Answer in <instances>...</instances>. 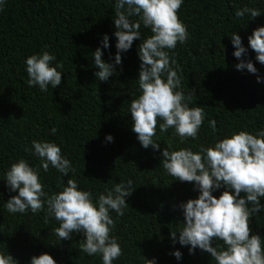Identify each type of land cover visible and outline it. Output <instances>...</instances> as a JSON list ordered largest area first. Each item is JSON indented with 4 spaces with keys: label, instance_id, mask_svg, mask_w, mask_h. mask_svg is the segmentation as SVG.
<instances>
[{
    "label": "trees",
    "instance_id": "trees-1",
    "mask_svg": "<svg viewBox=\"0 0 264 264\" xmlns=\"http://www.w3.org/2000/svg\"><path fill=\"white\" fill-rule=\"evenodd\" d=\"M256 8L261 15L252 19L246 13L237 18L235 11ZM115 0H6L0 11V252L9 253L18 264H30L31 257L47 253L56 264H102L100 255L88 256L79 251L82 234L73 233L71 240L60 241L53 229L59 223L52 217L45 223L47 208L33 214L9 213L3 206L13 195L6 185L5 174L19 159L30 166L40 164L39 157L26 152L32 141L57 144L62 155L71 161L74 172L67 176L51 165L48 172L39 169L40 181L49 195L62 190L69 178L79 189L90 191L93 200L106 194L116 183L133 181L135 190L126 198L128 208L117 217L111 235L118 238L123 255L113 264H144L143 257L156 259V264H216L207 252L197 248L189 255L188 246L173 245L171 232H178L184 221L180 203L198 198L194 182L181 183L161 167L162 151L191 148L199 151L231 133L246 131L255 135L264 129V65L255 59L248 37L264 26V0H183L179 19L187 26L189 37L170 52L175 68L182 69L181 90L185 95L194 90L189 107L203 106L205 118L197 139L180 142L174 129L156 136L160 150L144 149L131 130V99L139 95L138 45L133 41L121 53L122 64L106 82L95 76L93 52L99 47L102 60L115 64L113 20ZM136 21L138 17H131ZM141 38L152 35L141 24ZM257 69L238 71L233 33ZM110 47L102 48L103 36ZM48 51L63 62L62 83L47 92L29 87L25 60L33 54ZM216 121V132L209 125ZM55 127L53 135L51 129ZM111 135V142L106 137ZM225 189L212 194L219 198ZM244 194L241 193V196ZM264 205V198L260 200ZM251 207V205H249ZM251 234L264 239V211L250 221ZM178 240V234H177ZM223 244L214 240L213 246ZM179 250L177 260L170 253Z\"/></svg>",
    "mask_w": 264,
    "mask_h": 264
},
{
    "label": "clouds",
    "instance_id": "clouds-1",
    "mask_svg": "<svg viewBox=\"0 0 264 264\" xmlns=\"http://www.w3.org/2000/svg\"><path fill=\"white\" fill-rule=\"evenodd\" d=\"M5 2L0 0V11ZM182 4L183 0H115V64L102 60L103 51L99 47L92 53L94 67L98 69L95 76L106 82L116 72V65L122 64L121 53L130 50L133 41L141 40L138 45L141 63L136 80L139 95L131 99L129 112L131 130L144 149L160 150V144L153 139L158 118L163 121L159 123L160 132L174 129L181 143L189 138L197 139L204 122V107H189L195 96L194 90L188 95L178 90L182 83L178 72L182 69L174 67L176 61L170 56L177 44L183 45L189 37L187 26L178 16ZM246 13L252 19L261 15L259 9L245 7L237 9L235 16L242 18ZM133 16L138 19L133 21L130 19ZM141 24L150 29L152 35L142 39ZM231 42L236 49L233 55L240 61L235 65L236 70L247 69L257 75L258 83L262 82L253 62L247 59L241 37L234 32ZM248 43L256 54V61L264 65V26L253 30ZM101 44L104 49L110 47L107 34ZM53 61L56 57L48 51L26 58L29 87L38 86L41 92H47L49 86L55 89L61 85L63 73L58 69L62 70L64 65L57 62L52 66ZM209 125L215 134L216 121L211 120ZM56 131L55 127L51 129L53 135ZM106 140L111 142L113 137L109 135ZM31 143L32 148H25V151L39 157L40 164L32 167L22 158L11 164L5 181L9 191L18 192V195L11 196L3 206L13 214H24L29 210L36 214L44 211L46 206L45 223L49 217L59 223L53 232L60 241L71 240L73 233L82 234L80 252L90 257L100 255L102 264H113L123 255V250L118 238L111 235L116 226L111 212L117 217L124 215V209L129 207L126 198L135 190L133 181L116 183L95 202L92 193L80 190L73 178H69L66 185L61 183V191L49 195L40 181V168L48 172L51 165L63 176L75 170L57 144L37 140ZM171 148L169 140L162 151L161 167L176 181L194 182V190L199 193L198 198L180 203L184 221L178 232L170 233L173 245L178 242L188 246L189 255H194L199 248L209 253L216 264H264V239L251 234L250 227L252 217L264 211V205L260 203L264 198V129L255 135L246 131L231 133L212 145H201L197 152L191 148ZM221 188L225 190L219 198L215 197L212 193ZM214 240L223 244L213 246ZM170 254L177 260L182 258L179 250ZM143 260L144 264H156L155 258L143 257ZM0 264H18V261L9 253L0 252ZM30 264H56V261L43 253L31 257Z\"/></svg>",
    "mask_w": 264,
    "mask_h": 264
}]
</instances>
